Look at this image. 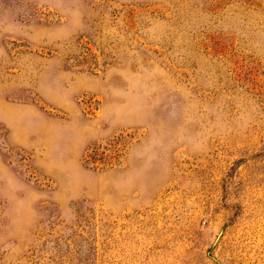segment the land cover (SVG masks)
<instances>
[{
	"label": "rangeland",
	"instance_id": "obj_1",
	"mask_svg": "<svg viewBox=\"0 0 264 264\" xmlns=\"http://www.w3.org/2000/svg\"><path fill=\"white\" fill-rule=\"evenodd\" d=\"M0 264H264V0H0Z\"/></svg>",
	"mask_w": 264,
	"mask_h": 264
}]
</instances>
